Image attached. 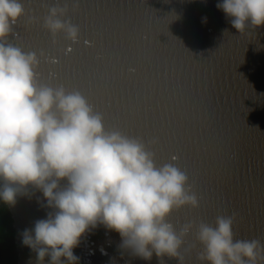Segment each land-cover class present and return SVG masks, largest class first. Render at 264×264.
<instances>
[{
  "label": "water",
  "instance_id": "1",
  "mask_svg": "<svg viewBox=\"0 0 264 264\" xmlns=\"http://www.w3.org/2000/svg\"><path fill=\"white\" fill-rule=\"evenodd\" d=\"M19 2L24 14L0 43L36 54L37 85L79 92L106 132L140 140L157 167L171 163L187 176L198 205L166 217L183 242L181 259L163 264H207L198 229L220 216L233 217L234 240L264 243V27L238 32L217 9L222 0ZM52 7L66 9L60 18L79 28L76 42L44 26ZM38 198L29 189L6 206L15 264H36L21 233L46 218ZM120 243L99 226L74 254L79 264H160L121 254Z\"/></svg>",
  "mask_w": 264,
  "mask_h": 264
},
{
  "label": "clouds",
  "instance_id": "2",
  "mask_svg": "<svg viewBox=\"0 0 264 264\" xmlns=\"http://www.w3.org/2000/svg\"><path fill=\"white\" fill-rule=\"evenodd\" d=\"M216 7L240 33L248 24L264 27V0H222ZM65 13L50 8L44 26L76 42L79 28L60 18ZM23 14L19 0H0V40ZM37 63L35 53L0 43V202L14 207L29 189L42 193L38 203L48 209L46 218L21 233L36 264H79L74 249L99 226L118 233L121 254L144 261L155 255L160 264L164 257L181 259L183 241L166 217L174 208L198 205L185 188L187 176L171 163L157 167L140 140L106 132L102 116L79 92L38 86ZM232 225L233 217L225 216L215 227L200 224L201 261L264 260V243L234 240Z\"/></svg>",
  "mask_w": 264,
  "mask_h": 264
},
{
  "label": "trees",
  "instance_id": "3",
  "mask_svg": "<svg viewBox=\"0 0 264 264\" xmlns=\"http://www.w3.org/2000/svg\"><path fill=\"white\" fill-rule=\"evenodd\" d=\"M0 264H15L11 218L2 202H0Z\"/></svg>",
  "mask_w": 264,
  "mask_h": 264
}]
</instances>
